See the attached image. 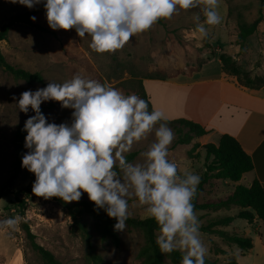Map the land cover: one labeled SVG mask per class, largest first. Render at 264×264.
<instances>
[{"label":"rangeland","instance_id":"374dc122","mask_svg":"<svg viewBox=\"0 0 264 264\" xmlns=\"http://www.w3.org/2000/svg\"><path fill=\"white\" fill-rule=\"evenodd\" d=\"M258 2L259 0H218L216 10L221 18L220 22L216 25H205V35L196 31L194 19L199 14L201 22L203 21L200 11L203 5L190 9L178 8L170 18L159 19L149 29L134 34L122 48L103 53L90 49V37L80 38L74 29H50L43 11L34 13L32 16L36 19L32 22L46 30L24 22L12 24L6 38L0 40V51L10 64L29 71H38L43 79L41 82L27 83L0 68V186L13 166V132L32 114L31 110L24 113L17 108L16 102L20 93L43 88L48 82L63 83L74 74H79L118 89L125 95L136 94L144 99V96L143 98L135 91L138 90L137 81L146 79L143 81L146 93L152 87L163 94V87L150 86L152 79L187 75L204 63L209 71H217L220 67L218 53L222 51L234 57L239 68L246 70L251 76L261 75L264 73V6L262 20L256 31L245 39L241 51L234 42L238 20H252L256 16ZM28 9L11 3L10 0H0V25ZM199 63L201 65L198 67ZM225 74L237 83L234 75ZM41 105L44 106L42 113L48 122H71L72 109L62 108L59 102L52 100L42 102ZM168 126L174 133V139L168 146V159L176 163L179 175L191 172L201 176L205 168L203 142L192 137L188 143H176L177 132L172 125ZM210 139L216 140L214 137ZM153 140L154 135L149 133L141 141L134 143L130 151H135L136 154L131 162L141 161L140 154ZM26 151L28 150L23 142L22 155ZM34 179V175L20 164L11 186L0 196V219L19 218L12 229L0 227V264H46L30 247L21 226L23 220L34 233L35 240L65 264H140L137 256L143 243L140 231L126 225L124 231H117L118 244L109 239H101L97 219L81 213L77 210L78 206L74 205L80 200H89L86 193L78 201L64 202L57 197L45 199L32 191H20L25 187L31 189ZM232 186L233 183L227 180L210 179L202 185L198 200L221 198ZM20 198L24 201L22 210L18 206ZM70 209L80 219L83 228L75 223ZM236 211L237 207L233 206L206 211L198 221L205 223L210 218L232 215ZM204 212L200 210L194 213L199 216ZM128 215L147 217L144 206L139 205L135 199L128 200ZM250 224L245 219L234 218L229 225L222 228L248 235L251 232L258 233V228ZM199 237L207 249L205 256L216 259L219 264L231 257V253L238 251L235 245L226 244L216 234L199 231ZM216 246L225 249L226 254L215 253ZM164 264L172 263L166 260Z\"/></svg>","mask_w":264,"mask_h":264},{"label":"clouds","instance_id":"9594fccd","mask_svg":"<svg viewBox=\"0 0 264 264\" xmlns=\"http://www.w3.org/2000/svg\"><path fill=\"white\" fill-rule=\"evenodd\" d=\"M10 2L29 9L42 4L50 29H74L78 37H90L89 48L99 53L122 48L134 34L170 18L178 8L203 5V21L199 14L194 16L201 35L206 34L205 25H216L221 19L218 0ZM50 100L72 109L70 123L47 121L40 105ZM16 106L21 112L34 113L23 124L28 151L21 157V167L35 177L32 193L64 202L78 201L86 193L95 208L115 219L114 231H124L128 200L135 199L158 225L155 243L160 252L178 250L183 253L180 264H205L207 249L199 237L192 203L200 176L179 175L176 163L168 159L174 133L166 122H160L165 119L161 111H149L148 103L136 94L125 95L79 74L20 93ZM149 133L154 140L140 154L142 160L129 161L126 153ZM18 219H0V227L12 229Z\"/></svg>","mask_w":264,"mask_h":264},{"label":"trees","instance_id":"16d2710c","mask_svg":"<svg viewBox=\"0 0 264 264\" xmlns=\"http://www.w3.org/2000/svg\"><path fill=\"white\" fill-rule=\"evenodd\" d=\"M263 6L264 0H259L256 16L250 20H238L237 33L234 42L238 45L241 51L244 47L245 39L257 29L258 23L263 18ZM43 11L42 4L36 5L31 9L25 10L21 13L15 14L12 18L0 25V40L5 39L8 30L15 22H24L32 24L39 29L46 30L39 24L33 23L29 19L34 13ZM218 59L220 68L227 74L234 75L239 85L249 88H259L264 85V73L261 75H250L246 70L239 68L234 57L226 52H219ZM202 63V62H201ZM198 64V67L201 65ZM0 68L11 74L16 79H22L27 83L41 82L42 74L38 71H29L21 67L10 64L0 51ZM138 90L144 100L148 103V110L153 109L150 106L148 98L145 96V90L141 80L137 81ZM40 109L43 112L44 106L40 105ZM34 113L32 112L31 115ZM26 120V119H25ZM24 120V121H25ZM24 121L19 124L13 132V142L15 144V157L10 174L7 176L4 183L0 186V196H2L9 186H11L15 179L21 164V157L23 153V142L26 132L23 131ZM167 125L172 127L177 132L176 143H188L192 137H198L206 133V129L197 122L190 119L178 117L163 121ZM159 123V122H158ZM204 148V171L200 176V181L196 189V193L193 197V211L204 210L205 212L200 216L206 214V211H216L221 208H230L237 206V211L230 215H221L214 218H210L205 223H199V231L209 234H216L226 244L235 245L241 252L250 249L253 246V239L251 235L241 234L228 231L222 227L229 225L234 218L245 219L248 223H252L255 218L264 222V190L258 180L253 179L246 184L237 183L234 184L232 189L226 193L225 196L217 198L215 200H198V192L202 189V185L210 179H225L236 181L242 177V174L251 170L253 167L251 157L242 149L236 138L230 134L222 133L217 143L206 142L202 144ZM136 152L129 151L126 153V157L131 161ZM20 191L25 193L31 191L30 188L25 187ZM18 206L21 210L24 208V201L22 198L18 199ZM74 205L78 206L77 210L81 213H87L93 216L98 221V233L101 239H109L114 244L119 243V236L117 231H114L113 225L115 224L114 218H109L102 209L95 208L93 202L90 200H80ZM70 208V207H69ZM70 213L79 227L83 228L82 222L75 215L74 211L70 209ZM126 225L141 232L143 237V243L138 250L137 256L140 258V264H164L166 260L172 264H180L183 253L178 250H174L170 253L160 252L158 246L155 243L156 232L158 231V225L155 220L147 216L144 218L133 217L128 215ZM21 226L25 232V236L29 242L30 247L34 250L39 257L46 264H65L61 262L54 254L43 247L35 240L34 233L30 230L27 222L23 220ZM257 233V232H255ZM91 244L88 237V248ZM215 253L226 254V250L221 247H214ZM92 256L95 255L90 252ZM205 264H219L216 259H211L205 256ZM221 264H238L235 257L232 255L228 257Z\"/></svg>","mask_w":264,"mask_h":264},{"label":"crops","instance_id":"0c3cea01","mask_svg":"<svg viewBox=\"0 0 264 264\" xmlns=\"http://www.w3.org/2000/svg\"><path fill=\"white\" fill-rule=\"evenodd\" d=\"M205 64L187 75L152 79L150 86L163 87L164 92H156L152 87L145 91L150 106L161 111L165 118L183 117L202 125L206 133L197 139L203 143L216 144L222 133L234 136L251 157L253 167L239 180L227 181L234 185L256 179L264 190V88L238 85L220 67L209 71ZM250 226L258 228V233L250 234L253 246L231 254L238 264H264V222L255 218Z\"/></svg>","mask_w":264,"mask_h":264}]
</instances>
